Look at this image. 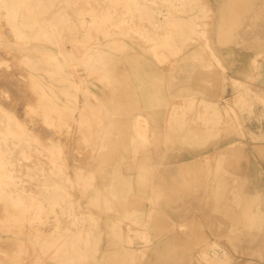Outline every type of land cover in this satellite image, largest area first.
I'll return each instance as SVG.
<instances>
[{
  "label": "rangeland",
  "instance_id": "374dc122",
  "mask_svg": "<svg viewBox=\"0 0 264 264\" xmlns=\"http://www.w3.org/2000/svg\"><path fill=\"white\" fill-rule=\"evenodd\" d=\"M91 1L93 6L99 4V8L107 5L102 3V0ZM146 1L148 0H142V2ZM252 2L250 0L249 5H247L249 13H240V20L233 21L225 19L226 4H230L231 0H195L191 12L187 14L178 12L176 14V17H190L193 20L196 25L194 40L188 44L185 43L179 54H174L166 47L157 45L155 51L163 50L161 54L165 55L159 61L151 53H146V61L134 58L135 54H145L147 44L123 25L125 15L122 11H118L107 25L108 28L103 32L118 43L120 41L128 42L129 47L118 45L117 56L114 60H108L104 64L98 63L97 68L99 70L91 72V74L85 71L86 64L82 61L83 51L74 49L67 39H63L57 46L32 40L31 45L39 44L38 46L44 50L54 49L57 51L61 49L74 52L76 54L74 60L75 73L72 74V78L78 81L80 79L77 77L82 76V79L88 83L95 81L101 85H106L107 89L111 90L118 79L116 77L113 81V79L108 78L107 70H115L116 76L119 71H122V74L127 76L129 83H131L133 92L136 93L135 106L139 113L143 111V108L145 110L153 109L155 113L163 114L160 129L157 128V125L153 129L149 123L147 128L148 139L145 143H141L137 139L131 140L133 147L129 149L128 156L123 155L122 147L112 148L113 157H110L112 162L108 163L107 160L108 170L104 172L105 177L100 178V180L96 177L101 176V173L97 174L86 170L79 174L82 178L75 181L73 177L77 174L72 173L71 168H68L64 152L60 164L65 175L63 178L69 177L72 182H76V191L80 195L74 196L76 199L74 208H77L79 213L85 211L84 206L79 202L87 200V196L82 195L84 188L81 185L84 183L86 186V181L88 184L90 176L94 175L95 177L94 187L85 188L87 192L90 191V196L95 195L97 189L104 191L105 185L115 172H122L133 178L134 192L129 193V199L125 206L118 202L116 203V211H107L105 207L100 205H92L93 209L88 210L95 213L94 238L97 240V251L88 252L89 257L86 259V264H198L196 261L199 255H217L218 258H222L221 253L216 252L215 254L212 251L219 249V246L226 249V255L258 258L257 213L249 211L247 214H251L250 219L246 215L241 216L242 210L240 209L244 208V202H241V195L245 192V187L243 188L244 175L243 172L235 169L237 164H232L231 161L235 163L236 159L229 160L230 156L238 154L242 161L243 149H246L242 140L247 138V132L244 131L236 111L232 108L233 103L236 105L240 101L232 102V100L225 99L223 92H225L226 87V72H221L214 65L210 58V51L205 47L204 39H201L200 34H197L199 30L204 28L212 48L217 50L215 52L220 56L224 54L225 49L234 47L238 51L231 53L233 58H240L244 52V54L255 55L256 60H263L264 34L260 32L264 28V5L261 3L259 5L252 4ZM55 4L58 5L56 8L65 5L59 2H55ZM81 6L84 14L85 10L90 7L82 0L68 9L73 18H75L76 9ZM202 7H206L209 11L203 12ZM217 8H220L219 13H217ZM167 9L168 3L165 1V16ZM245 13L247 14L245 15ZM85 16L86 21H88L89 15L85 14ZM100 16L104 15L100 14ZM5 21V15H0V37L2 38V50L0 49V107L2 108V100L4 99L6 109L12 108L13 103L17 104L19 120L25 124L28 123L30 117L36 118L39 115L29 112L30 108L26 106V103L30 100L26 99L22 93L16 92V97L12 95L14 89L7 83L8 77L5 80L3 78L5 71H13L16 78L17 71H26L24 69L25 63L17 60L20 59L21 55L13 41L14 36L9 32V27H6ZM100 32L99 36L103 38L102 31ZM77 38H82L80 32ZM220 38L225 41L222 42ZM197 47H200V51H195ZM189 61L192 63L198 61L200 64L201 83L195 85L192 80L185 84L190 89L191 94H196L197 98L192 95L178 97L173 94L174 88L171 80L175 79L179 68ZM14 65H19L20 68L17 69ZM118 65L125 67L120 69ZM25 74L19 72L18 77H21L26 83L28 79L25 78L27 75ZM30 87L33 90L31 78ZM187 88H183V90H187ZM247 88H251L250 91H247L248 93L253 92L252 87ZM200 96L201 100H199ZM10 98L12 102L8 103ZM213 106L218 107L222 112L223 116L219 121H216L213 116ZM24 109L27 117L22 115ZM91 110L101 113L99 108H91ZM85 112L86 107L84 106L83 116H85ZM101 114L99 120L103 119L104 114ZM11 115L14 119H18L17 116ZM30 121L33 123L36 120L30 119ZM69 123H64V126ZM0 126L2 127L3 124ZM46 128H48L47 130H54L52 134H47L48 138H55L56 134L59 139H63L67 134L66 139H68L75 132H67L50 125H46ZM27 130L30 135L38 138L36 142L31 141L30 145L36 146L38 142L48 144L40 141L39 138L43 139L46 136L40 129L31 130V132L28 128ZM47 137L43 140H48ZM119 137V133L114 134V145H116ZM26 147L28 149L27 145ZM151 151L154 154L153 165L147 171L140 172V164L138 163L140 157L149 156ZM106 152L110 154V148H106ZM122 156L125 157L124 161L120 159ZM15 158L28 166H34L37 163L35 160H25L18 154L15 155ZM50 169L51 166L45 163L44 175L40 173L33 180L25 177L22 185L31 192L45 197L54 191L56 184H59L61 186L59 191L66 196V193L70 191L69 183L67 184L65 179H60L57 175L49 174ZM81 196L84 198L82 201H80ZM110 197L114 198L111 195ZM70 199V196L63 199L61 205L56 207L55 213L45 215L49 217L46 224L34 222L32 227H21L19 224L16 226L9 223L4 219L3 212L0 211V255L4 258L3 261L0 260V263L38 264V251L34 252L33 250L36 239V236L33 235L35 234L34 231L40 229L48 234L56 231L58 226L62 230V236H66V228L71 227L74 218L70 216L68 211H63L62 207L64 209L65 204ZM149 215L153 216L152 220H148ZM243 219L246 220L244 221L245 227H242ZM145 227L150 230L149 239L147 241L137 240L135 232H131V236L136 237L134 248L132 251H125L123 247L126 245H124L123 239L128 229ZM163 228L165 234H160L159 230ZM24 231H27V234H23ZM243 235L250 236L251 243L245 246V249L249 248V252L243 251V244L236 243L237 239ZM81 245L84 246L83 243ZM112 247L117 248V252L120 253L116 254ZM79 254H83V251L79 253L70 251L59 255L49 251L45 259L42 258V261L46 262L44 264H71L73 255ZM35 257L36 259H34ZM236 261L231 259L224 264H232ZM201 264L220 263L202 262Z\"/></svg>",
  "mask_w": 264,
  "mask_h": 264
},
{
  "label": "bare ground",
  "instance_id": "6f19581e",
  "mask_svg": "<svg viewBox=\"0 0 264 264\" xmlns=\"http://www.w3.org/2000/svg\"><path fill=\"white\" fill-rule=\"evenodd\" d=\"M81 1L0 0V15H5V25L9 27V32L14 36L13 41L15 42V46L18 47L22 61L28 69L32 70L29 77L32 79V88L38 94L39 101L38 105H35L37 107L30 108L29 112L38 114V118L42 119L45 125L55 126L67 132L74 131V124L77 127H83L84 106L82 104L75 108L71 105L61 106L59 104L60 99L49 82H58L65 87L71 83L77 91L82 92L84 90L86 95L89 94L95 97L97 108H99L101 113L107 115V111L102 102L90 90L84 88L87 82L85 79H82V76L77 77L80 79L79 81L72 78V74L75 73L74 60L76 59V54L74 52H67L61 49L57 51L54 49L44 50L38 46L39 44L31 45L32 40L43 41L52 46H57L63 39H67L74 49L83 51L82 61L86 64L85 71L91 74V72L99 70L97 68L98 63L104 64L108 60H114L117 56L118 45L129 47L128 42L120 41L118 43L103 32L108 28L107 25L118 11H122L125 15L124 24H122L147 44L145 54L134 55V58L137 60L146 61V53L153 54V57L158 61L161 60L165 55L161 54L163 50L159 52L155 51L157 45L166 47L167 50L173 51L174 54H179L184 47L183 45L192 42L194 40L193 36L196 34V25L190 17H176L178 12L182 14L191 12L195 0H148L146 2H142V0H102V3L107 5L101 8H99V4L93 6L91 0H83L90 6L88 10H85V14L89 15L88 21H86L82 6L76 9V19L68 12V9L72 5H77ZM165 1L168 3L166 16ZM55 2L64 3L65 5H60L56 8L58 5ZM232 3L233 1L231 0L230 6H232ZM245 6L247 7V5ZM232 8L235 10L234 7ZM202 11L207 12L209 10L206 7H202ZM237 11L239 10L237 9ZM244 11L243 9L242 12ZM246 12H248L247 8ZM100 14L104 16H100ZM236 17L235 20H238L239 18L237 17L238 19H236ZM100 31H102L103 38L99 36ZM79 32L82 34L81 39L77 38ZM197 34H200L201 39H204L205 47L210 51V58L214 65L221 72L225 73L224 59L226 58L224 55L221 57L212 48L211 41L204 28L199 30ZM221 41L224 42L225 40L221 39ZM0 49L2 50L1 37ZM40 65L45 66V68H40ZM40 70L43 72L42 78L47 81V85L44 84L41 76L36 73ZM115 73V70H107L108 78L115 81L117 77ZM250 90L251 88H246L245 92ZM213 109V116L216 121H219L223 116L222 112L216 106H213ZM99 121L101 122V120ZM132 122L131 140L137 139L141 143H145L148 139L147 128L149 121L144 116L138 114L133 118ZM141 122H144V126H142ZM64 123L69 124L64 126ZM0 124H3L2 127L0 126V206L4 209V219L16 226L19 224L21 227H32L34 222L46 224L49 217L45 215L55 213L56 207L61 205V201L70 196L71 199L65 204L66 207L64 209L62 207L63 211H68L70 216L74 218L71 227L66 228L67 235L62 236V230L58 226L56 227V231L48 234L45 231L36 229L34 231L35 234H33L36 236L33 250L34 252L38 251V264L46 263L42 261V257L47 256L49 251L58 255L60 253H69L70 251H76L77 253L83 251L81 255H73L74 258L71 264H86V259L89 257L88 252L91 250L92 252L97 251V240L94 238L95 213H91L88 210L93 209L92 205H100L105 207L107 211H116V203L118 202L122 206H125L129 199V193L134 192L133 178L122 172H115L114 176L112 175L110 181L105 185L104 191L97 189V193L91 196L89 195L90 191L88 190L87 192L85 188L94 187V175L89 177L88 184L86 181V186L84 183H82L83 186L79 183L84 188L82 189V195L87 196L85 202H79L85 209L84 212L79 213L78 209L74 208L76 204V199H74L76 195V182H72L69 177L63 178L65 175L63 167L60 165L64 155L62 146L40 142L37 143L38 146L30 145L31 141L36 142L38 138L30 135L25 124L19 119H14L10 112L1 107ZM71 124L73 125L71 126ZM103 135L106 143H108L109 133H103ZM67 137L68 135L66 134L65 139ZM16 154L25 160H35L37 163L34 166L24 165L19 159L15 158ZM124 156L120 158L121 161L125 160ZM45 163L51 166L49 174L57 175L60 179H65L67 184L69 183L70 191L66 193V196L59 191L61 188L59 184H56L54 191L45 197L31 192L26 186L22 185V182L26 178L33 180L40 173L44 175ZM115 185H118L117 189ZM107 192L110 193L106 194ZM110 195L114 198H111ZM83 196H81L80 201L84 199ZM246 216L249 219L251 218V214H247ZM147 218L148 220H152L153 216L149 215ZM131 232H135L137 240L147 241L150 230L146 227L128 229L123 239V243L126 245L123 249L127 252L132 251L134 248L133 245L136 237L133 238L130 234ZM159 233L165 234V229L159 230ZM23 234H27V231H24ZM82 243L84 246L81 245ZM116 249L112 247V250L116 254L120 253ZM212 251L215 254L216 252L221 253L222 258H218L217 255H199L196 262L198 264L202 262L224 264L230 261L229 257L231 256L226 255L225 248L219 246V249H213Z\"/></svg>",
  "mask_w": 264,
  "mask_h": 264
},
{
  "label": "crops",
  "instance_id": "0c3cea01",
  "mask_svg": "<svg viewBox=\"0 0 264 264\" xmlns=\"http://www.w3.org/2000/svg\"><path fill=\"white\" fill-rule=\"evenodd\" d=\"M232 1V6H230V4H226L225 19L238 21L235 20L236 15L243 13V9L245 10L244 12H246V8L248 11V7L245 5H248L250 0H238V2L237 0ZM259 3L264 5V0H253L252 2V4L257 5H259ZM238 6L239 8H237ZM232 7H234L235 10ZM236 8L239 11H237ZM219 11L220 8H217V13H219ZM235 12L237 13L236 15ZM237 17L239 18V15H237ZM237 17L236 19H238ZM260 33L264 34V28ZM236 50L238 51V49L234 47L232 49L227 48L225 51L223 50L224 54H221V57L224 55L226 58L224 59V65L226 67V87L223 95H225L226 100H232V102L240 101L236 105L233 103L232 108L236 111L241 121V125L243 126L244 131L247 132L248 136L246 139L242 140V143L246 145V149H243V160L241 161L242 158H240L238 154L230 156L231 158H229V160L236 159L235 163L234 161L231 162L233 165L237 164L235 169H237L239 172H243L244 175L243 188L245 187V192L243 195H241V202H244V208L240 209L242 210L241 216L247 215L249 211L257 213L258 232L256 233V243L258 258L246 257L242 255H230L231 257L229 258L233 261L237 260L232 264H264V59L260 61L256 60L255 55L244 54V52L240 58H233V54L231 53H234ZM195 51H200V47H197ZM218 51L220 50L218 49ZM17 60L21 62L22 58L20 57V59ZM198 64V61L197 63H192L189 61L179 68L175 79L171 80V84L174 88V95L178 97L186 95H192L196 97V94H191L189 91L190 89L187 88L185 84L187 81L190 82L192 80L194 81L195 85H199L201 83L202 75L200 64L199 66ZM14 66L17 67V69L20 68L19 65ZM43 67L45 68V66L40 65V68ZM118 67L122 69L125 66L118 65ZM24 69L26 71L19 72L22 74H27H25V78L28 79V83L27 81L25 83L21 77H18V71L17 78L13 71H5L3 73V78L5 80V78L8 77L9 81H7V83L10 84L12 89H14L12 95L16 97V92L18 94L22 93L24 96H26L25 98H28L31 102L26 103V106H28V108H32L35 105H38V94L30 87L29 76L31 75L32 70L28 69L26 66ZM6 72L8 73L6 74ZM36 73L39 74L41 78L43 77V72L41 70ZM117 79L118 81L113 85V89L111 90L107 89L106 85H101L95 81H92L91 83L87 82L84 86V88L90 90L97 97V99L102 102L107 111V115H103L101 122L99 121V118H101L102 114L91 110V108L98 109L95 97L86 95L84 90L82 92L77 91V89L71 83L65 87L58 82H49L54 92L59 97V104L61 106L71 105L75 108L82 104L86 107L85 116L83 118V127L80 128L74 124L75 132L68 139H65L64 137V140L62 138L59 139L56 134L54 136L55 138H48L47 134H52V131L54 130H47L48 128H46L45 123L38 117L35 118L32 116L30 119H35L36 121L32 123L29 119L28 123H25L30 132L31 130L37 131V129H40V131L46 135L45 137L48 138V140H43L45 137L43 139L39 138L40 141L55 145L58 144L63 147L68 168H71L72 173L77 174L75 177H73L75 181L81 179L82 177H80L79 174L86 170L91 171L92 173H101L102 175L99 177L104 178V172L108 170L107 160L108 163L112 162L110 157H113V147L120 146L123 149V155H129V149L133 147L130 135L133 123L132 121L136 115L140 114L144 116L149 121L153 129L156 125L159 129L161 127L163 114L158 112L155 113L153 109L145 110L143 108V111L139 113L138 108L135 106L137 96H135L136 93L133 92L131 83H129L127 76L123 75L122 71H119V73H117ZM43 82L45 85H47L46 80H43ZM247 87H252L253 92H245ZM183 88H187V90H183ZM32 93L34 95H31ZM173 94L171 93V96H173ZM201 99L202 98L200 96L199 100ZM4 100H2V108L18 117V105L13 103L12 108L9 107L6 109V106H4L6 102ZM10 102H12L11 98L9 99L8 103ZM36 107L37 106H35V108ZM22 115L27 117L25 109ZM141 123L144 126V123ZM103 133H109L108 136L110 142L106 143ZM115 133H119L120 135L116 145L113 144L115 140L113 139V136ZM119 143H121V145H119ZM106 148H110V154L106 152ZM138 163L140 164V172L147 171L154 163L153 152L151 151V154L147 157L141 156ZM99 177L97 176L96 178L99 179ZM76 195H80V193L76 191ZM255 203L256 206H254ZM0 211L4 212V209H2L1 206ZM244 221L246 220H242V227L244 226ZM249 238L250 236L243 235L236 241L238 244H243V251L249 252V248L245 249V246L250 245L251 243ZM227 242H229V240H227ZM42 258L45 259V257ZM3 259L4 258L0 255V260L3 261ZM22 259H24V257H22ZM34 259H36V257ZM0 264H4V262Z\"/></svg>",
  "mask_w": 264,
  "mask_h": 264
}]
</instances>
